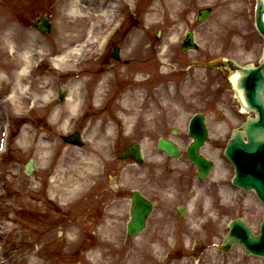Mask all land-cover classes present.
Listing matches in <instances>:
<instances>
[{"label":"rangeland","instance_id":"374dc122","mask_svg":"<svg viewBox=\"0 0 264 264\" xmlns=\"http://www.w3.org/2000/svg\"><path fill=\"white\" fill-rule=\"evenodd\" d=\"M40 1L43 0H0V75L4 76L1 79L0 121L3 119L2 122L9 125L7 149L0 152V224L9 226L11 230L14 228L3 235L8 239V244L7 240L0 239V248L3 246L0 264H30V260L36 257L45 264H129L141 256L139 250L142 247L139 245L142 246L145 238L158 242L161 252L160 257L156 253L147 264H264L261 259L246 256L240 247H235L228 254L220 248L229 222L239 216L258 230L264 206L253 192L232 184L234 166L219 146L226 134L220 130L219 133L217 127L226 125L221 121L220 114H225L226 122L231 125L240 119L232 115L227 107L204 102V94L210 90L213 92L212 83L217 70L199 65L200 61L206 59L219 60L230 55L240 64L249 61L244 38L240 37L238 31L235 32L234 27L240 26L246 32L248 25L244 17L240 18L244 11L217 0H122L118 5L119 10L116 9L119 24L125 20V27L128 21L134 20L138 25L129 28L123 37H114L115 44L121 45V64H101L99 57L105 50V43L100 50L91 51L78 68L83 79H88L85 84L88 110L91 109L89 105L94 104L96 94L101 106L95 117L92 111L83 115V119L79 117L74 121L70 134L80 131L85 141L84 146H76L64 140L66 134L59 137L50 130H41L53 113L51 108L32 110L7 102L15 72L24 59L19 51L14 54L9 51L1 39L4 31L13 23L37 32L40 41L37 48L45 43L51 46L62 36L58 19L62 11L60 0H50L53 3H49L48 8L43 4L39 6ZM88 1L96 4L98 0ZM206 7L214 8V14L207 23L200 24L197 22L198 12ZM38 8L42 9V13L52 8L50 36H45L31 24ZM93 10L91 7L90 13L93 14ZM89 28L90 24L87 23L83 38L88 35ZM160 29L163 30L162 35L158 33ZM188 30L195 32L196 41L201 46L197 52L181 49ZM157 35H161V38L158 39ZM42 56L45 62L32 69V94L36 92L42 95L46 88L57 91L65 83L68 89L67 79L61 77L59 70H53L52 57ZM193 62L195 64L191 66ZM98 68H102V75H96ZM44 77L48 79L47 86L41 84ZM130 90L137 93L131 101L133 111L122 106ZM119 108L124 114L121 121L115 116ZM196 113L206 115L211 132L210 142L202 149V154L216 163L215 170L204 181L198 180L197 170L186 156L191 142L187 127ZM165 123L169 130L175 128L180 132L176 136L171 135L182 151L178 160L168 158L156 147L160 137L167 134L162 127ZM110 125L116 128V135L109 137L110 145L101 153L104 146L99 141L93 145L89 141V133L97 126L105 132ZM29 126L33 131V144L31 149L26 150L22 140L25 128ZM43 137H48L55 144L45 170L36 152V145ZM133 140L142 143L146 159L143 165L118 159V153ZM66 149L94 152L100 165L78 200L64 205L61 196L52 201L49 194L50 175ZM31 158L35 160L36 170L28 176L25 166ZM168 164L172 166L171 172L167 171ZM19 181L27 184L19 189ZM113 182L118 193L111 188ZM179 184L184 186L180 200L177 198ZM28 185L37 190L32 193L34 204L45 202L48 206V213L44 217L38 211L41 208L31 206V200V207L25 208L24 192ZM135 190L141 191L155 203L148 228L138 236L140 240L138 237L129 238L126 233L130 219V195ZM86 204L88 207L83 210ZM179 204L187 205L188 214L183 220L178 218ZM52 208L63 212L62 215L59 212L61 217L58 218L59 215L55 213L57 218H53ZM13 216L16 217L14 221L11 220ZM40 221L43 224L35 232L25 227ZM178 223L190 230H179L178 226H181ZM28 235L33 243L27 246L22 241ZM196 244L203 245L200 251L194 250ZM177 250H181V256L183 253L196 257L189 255L172 260Z\"/></svg>","mask_w":264,"mask_h":264},{"label":"bare ground","instance_id":"6f19581e","mask_svg":"<svg viewBox=\"0 0 264 264\" xmlns=\"http://www.w3.org/2000/svg\"><path fill=\"white\" fill-rule=\"evenodd\" d=\"M122 0H98L96 4L89 2L88 0H62L61 9L58 19L62 27V36L58 42L52 43L51 46L43 44L39 48V34L35 31H29L18 24H11L8 29L4 31L1 39L7 45L10 52L17 53L19 51L21 57L24 59L23 64L15 72V80L13 86L10 90L7 102H13L16 105H22L29 107L34 100H38L36 106L33 108L35 110L37 107L49 106L53 108V113L50 119L45 123L41 130L48 131L55 136H63L70 134L73 130L74 121L80 117V115L85 110V84L88 83V79H83L80 75L82 73L78 68L82 65L83 60L86 61L87 57L90 56L91 51L99 50L104 37L109 35V33L116 27V22L119 18L118 11L119 3ZM91 7L94 9L93 14L90 13ZM97 13V14H94ZM87 23L90 24L88 30V35L84 36L83 32L86 29ZM101 28V30H100ZM97 32H96V31ZM96 32V33H95ZM101 32V33H100ZM47 48V49H45ZM165 49V47H164ZM50 56L52 57L50 61L53 65V70H59L61 72V77L67 79L68 93L63 102H56L54 99V93L52 88H46L42 92V95L34 92L32 94V69L34 68L37 61L41 57ZM102 69V68H101ZM101 69L96 72V75H102ZM4 76L0 75V80ZM237 79V76L233 77V80ZM92 82V81H91ZM48 79L43 78L41 84L47 86ZM94 83V82H93ZM66 84V83H65ZM94 86V84L92 85ZM119 86V85H117ZM90 90V89H88ZM130 94L126 97L122 106L129 111H133V106L131 104L132 99H135L137 93L135 90H130ZM99 96L95 95V101L93 105H90V112H94L96 116L100 112V102ZM6 102V103H7ZM121 103V102H120ZM119 104L121 108V104ZM117 109L115 116L118 121L124 119L123 111ZM1 125V124H0ZM2 127V125H1ZM116 135V128L113 126H108L105 132L101 131L100 126L93 128L89 133V141L93 142V145L99 141L104 149L100 148V152L103 153L104 150L110 145L109 137ZM45 141H44V140ZM39 139L36 145V152L42 163V169L45 170L50 163V158H52L54 143L49 141L48 137H43ZM33 144V131L29 126L25 128V133L23 134L22 146L24 149H31ZM100 161L94 152L87 151H72L66 149L61 154V159L57 163L54 172L50 175V194L49 200L55 201L57 196H61L63 204L77 201L80 194L89 186L91 175L98 171ZM14 175H18L17 172H13ZM32 182V181H31ZM27 183H21L19 181V189ZM33 190L30 185L25 189L24 204L25 208H41L39 213L41 217H44L49 209L45 202L40 205H35L34 197L32 195ZM24 195V194H23ZM30 200L33 204L30 206ZM87 204L85 210L87 209ZM53 209V218H57L59 215L57 209ZM56 213V215H55ZM58 213V214H57ZM61 215L63 212H60ZM61 215L58 216L61 217ZM16 217H12L11 220H15ZM2 224V225H1ZM0 224V239L8 240L4 234L12 231L9 226L5 224ZM35 224V223H34ZM42 221L33 224L25 225L30 231H37L39 226H42ZM138 237L137 239H139ZM145 238V237H143ZM146 244L139 245L142 247L141 256L137 260H132L129 264H147L152 258H154L157 253L160 257L161 252L158 242H153L152 240L145 238ZM24 245H30L33 243V239L28 235L26 239L22 241ZM141 243V241H139ZM6 248V246H5ZM3 250V246L0 248ZM5 250V249H4ZM40 252V251H39ZM30 264H45L41 260L32 258ZM174 264V262L172 263Z\"/></svg>","mask_w":264,"mask_h":264},{"label":"water","instance_id":"95a60500","mask_svg":"<svg viewBox=\"0 0 264 264\" xmlns=\"http://www.w3.org/2000/svg\"><path fill=\"white\" fill-rule=\"evenodd\" d=\"M211 14V9H202L198 21L200 23L206 22ZM263 15L264 2H260L257 20L259 29L264 33ZM37 27L45 34H50L51 32V25L46 20L37 23ZM182 49L184 51L199 50L193 31H188ZM116 57L118 58V55ZM231 62L233 63V68L237 70V79L233 80V77H231V81L236 90L241 110L243 112H255L256 118L248 117L242 128L234 131L225 155L235 166L236 174L233 183L246 191H254L264 203V81L261 79L262 70H252L248 67H241L233 61ZM226 68L231 70L229 65ZM252 78L255 81L252 82ZM63 92L60 99L64 97ZM189 135L194 140L187 150V156L190 162L197 167L199 179H205L214 168V162L200 154L201 148L209 141V133L202 114H197L192 119ZM65 140L79 146L83 145L79 132L65 138ZM157 148L166 152L171 158L178 159L181 156L179 146L174 141L166 138L160 139ZM119 159L122 161L130 159L138 164H144L145 158L141 144L138 141H133L119 155ZM33 162L31 160L26 166L25 171L28 175L33 173ZM132 200L131 220L128 223V235L131 237L141 234L146 229L147 220L153 211V204L138 192L133 194ZM235 245L243 246L249 255L252 254L264 258V216L258 235L247 225L245 219L239 218L232 221L230 232L220 247L222 249H231Z\"/></svg>","mask_w":264,"mask_h":264},{"label":"flooded vegetation","instance_id":"af4514ba","mask_svg":"<svg viewBox=\"0 0 264 264\" xmlns=\"http://www.w3.org/2000/svg\"><path fill=\"white\" fill-rule=\"evenodd\" d=\"M26 1V0H25ZM42 2L41 4H39V6H41L43 4V6L45 8H48V6L50 5V0H43L40 1ZM217 2H221L223 4H232V6H236V8H240L244 11V15H240L241 17L245 18V22L248 25L246 32H243L242 28L240 26H234L235 27V32L240 33V37L244 38L243 41L246 44V48H245V52L247 54V56H250L249 61L245 64H241V65H251L252 67L258 68L264 65V34H261L258 29H257V8L260 5V2H264V0H217ZM227 4V5H228ZM214 10V8H213ZM239 12V10H237ZM36 16V18H34ZM52 16H53V12H52V8H49L45 13H42V9L38 8V12L36 13V15L33 16V20L31 21V24H35L37 20H39L41 17H46L47 20H52ZM237 17H239V14L237 15ZM36 19V21H35ZM138 22L134 21V20H130L128 21V26L127 29L124 31L123 36L126 34L127 30L131 27H137ZM161 35L163 34V30L160 29L159 32ZM161 35H157L158 38H161ZM122 36V37H123ZM152 35H150L151 37ZM242 42V41H240ZM228 58H231L233 60H236L234 56L230 55ZM100 61L103 63H111V65H116V64H121L123 62L122 57L119 60H114L113 59V51H109L106 52L103 56L100 57ZM203 61H209L208 59L203 60ZM238 62V61H237ZM239 63V62H238ZM215 70H217L216 74H215V79L213 80L212 86H214L213 88V92L210 90V92H206L204 94V102L209 104V105H213V106H219V107H227L231 110L232 115H235L237 118L242 119L241 123H243L246 120V116L241 114L239 112V110L237 109V100L235 97V91L233 90L229 80L227 79L228 77L226 75H224L223 71L221 70V68H215ZM220 119L222 122H224L226 125L223 127H217V131H223L224 134H226V137H224L223 141L220 143V148L222 147H226L227 144V140L230 137V134L232 133L233 129L236 126L231 125L229 122H226L225 119V114H220ZM240 123V124H241ZM163 129L167 130V134L165 137L170 138L171 135H174L175 133L179 134L180 132L178 130H176L175 128H170L169 130V126L165 123L164 125H162ZM219 131V133H220ZM179 190H177L178 193V200H180L181 195L184 193V186L179 184L178 185ZM117 189V186H116ZM117 191V190H115ZM119 191H117L116 193H118ZM132 195V193H131ZM130 195V198H131ZM146 196V195H145ZM147 197V196H146ZM149 200H151L149 197H147ZM180 206H182L181 204L179 206H177V211H178V218H180V220H183L186 218L187 212H186V207L184 205V207H182L185 212H184V216H181V211H180ZM180 223H178L179 225ZM181 227L178 226L179 230H190L189 228L185 229L182 227L183 225L180 224ZM177 227V226H176ZM192 231H190L189 234H191ZM206 233V231H204V234ZM185 235H188L186 232L184 233ZM194 234H197V232H195ZM186 245L183 244V247H185ZM198 245H196L197 247ZM203 245H200L199 251L202 249ZM190 254H183L181 256L180 254H175L176 258H181L182 259L187 256H189ZM174 256V257H175ZM191 257H196L193 254L190 255Z\"/></svg>","mask_w":264,"mask_h":264}]
</instances>
